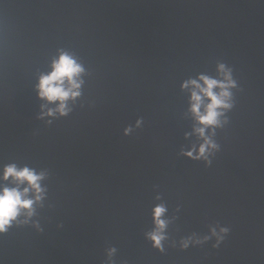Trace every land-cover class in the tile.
I'll use <instances>...</instances> for the list:
<instances>
[{"label":"water","instance_id":"1","mask_svg":"<svg viewBox=\"0 0 264 264\" xmlns=\"http://www.w3.org/2000/svg\"><path fill=\"white\" fill-rule=\"evenodd\" d=\"M62 53L80 95L48 115ZM226 75L231 107L205 126L190 82ZM11 165L43 192L0 264H264V0H0V193L30 188Z\"/></svg>","mask_w":264,"mask_h":264},{"label":"clouds","instance_id":"2","mask_svg":"<svg viewBox=\"0 0 264 264\" xmlns=\"http://www.w3.org/2000/svg\"><path fill=\"white\" fill-rule=\"evenodd\" d=\"M223 71L224 66L221 65ZM83 72V68L76 63V61L67 53H62L58 60L53 62V71L44 75L40 79L39 91L42 99H46L50 103L59 101V106L56 110H50L48 115H54L55 111H59L62 115L67 114L68 99H75L80 95L79 89L82 81H78L77 77ZM200 79L204 82V86L193 80L190 83L195 89L199 91L192 92V111L197 116L199 122L205 126L218 125V117L221 113L218 111L220 108H229L231 105L227 102L230 97L228 89L234 86V82L231 80L230 75H226V83L217 80L210 79L205 76H201ZM67 83V86H65ZM184 87H188L186 83ZM219 87L221 92L219 94L213 91L214 88ZM203 96L210 99V103L206 106V111L201 113V105L203 103ZM201 136L204 135V128L197 130ZM211 141H206V144L201 146L200 154L203 155L206 151V147ZM214 146V145H213ZM192 155V153H188ZM13 177L20 182L27 181L30 188H25L23 192L18 189L5 188L0 193V232L7 230L11 222L17 218L21 209H28V215H32V205L35 202L32 199H27L30 190H34L36 196L35 200L42 199L41 188L39 181L43 179V174L37 175L34 171L24 168L23 170H17L15 165L7 166L4 171V179ZM165 209L163 207H157L155 209V217L158 226L162 229L164 227V221L160 220L161 215ZM151 238L155 241L157 246H160V241L163 236L159 234H152Z\"/></svg>","mask_w":264,"mask_h":264}]
</instances>
